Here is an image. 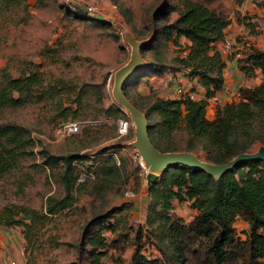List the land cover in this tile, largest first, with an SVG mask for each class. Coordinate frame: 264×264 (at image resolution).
Wrapping results in <instances>:
<instances>
[{
	"label": "trees",
	"instance_id": "obj_1",
	"mask_svg": "<svg viewBox=\"0 0 264 264\" xmlns=\"http://www.w3.org/2000/svg\"><path fill=\"white\" fill-rule=\"evenodd\" d=\"M258 4L264 5V0ZM17 5L25 8L26 0H0V11ZM159 6L154 10V21L173 11L177 14L146 37L141 51L166 46L170 41L178 44L181 36L189 43L183 47L184 55L175 56L176 66L149 62L142 68L144 74L184 70L189 78L197 79L204 96L153 98L144 110L153 145L161 151L202 150L204 160L222 163L241 152H250L254 144H264V49L250 44L237 57V65L246 77H253L256 69L260 71V82L239 86V100L217 104L214 116L208 118L207 99L224 85L225 59L216 43L226 35L230 12L223 0H177L176 6L164 0ZM87 15L85 19L92 20V27L107 35L105 27L109 23ZM232 15L247 25L249 33L260 32L254 30L255 16H241L237 10ZM141 34L140 31L138 35ZM63 87L59 82H46L40 64L31 58L16 66L7 65L0 68V110L50 101L58 111L56 116L63 120H68L69 115L75 118L90 105L85 99L86 90L75 89L66 102L60 95L57 97ZM123 92L127 96L125 89ZM99 111L107 115L122 113L113 104L101 105ZM178 131L184 133L182 143L174 140ZM36 145L28 127L0 120V179L34 153L41 159V163L32 162L34 167H47L51 172L60 168L52 175L61 184L62 194L47 195L44 210L12 204L0 211V225H22L29 234L73 203L77 184L73 162L86 159L77 154L56 155L42 146L34 152ZM103 159L99 174L119 173L122 160L116 164L111 156ZM148 191L147 210L155 213V224L147 220L148 228L131 225L127 220L130 205L126 204L99 212L83 226L78 244L80 256L84 254L90 264H98L108 247L123 250L127 245L132 251L126 264H264V159L246 160L219 177L186 164H173L150 181ZM173 199L190 200L196 213L188 220L174 216L170 212ZM109 218L113 220L106 222ZM237 219L246 223L242 235L236 230ZM104 230H109L108 238ZM144 238L153 239L159 256L150 258L142 253Z\"/></svg>",
	"mask_w": 264,
	"mask_h": 264
},
{
	"label": "rangeland",
	"instance_id": "obj_2",
	"mask_svg": "<svg viewBox=\"0 0 264 264\" xmlns=\"http://www.w3.org/2000/svg\"><path fill=\"white\" fill-rule=\"evenodd\" d=\"M163 1L26 0L25 8L17 5L0 11V68L16 66L18 62L31 58L40 64L46 82L64 84L57 97L60 95L61 99L68 102L75 89L82 87L86 90L85 99L90 104L83 107L82 113L77 117L71 118L69 115L68 120L56 116L58 111L54 110V103L50 101L0 110V120L14 121L30 129V135L37 143L33 148L34 152L42 146L56 155L85 156L86 159L80 160H85L84 166H89L94 174L83 183L76 184L73 192L75 199L70 206L60 214L51 216L40 229L32 230V234L24 232L22 225H0V235L11 242L6 245L10 248V255L12 251L16 253L17 247L24 248L23 254L16 253L20 264H67L71 261L74 264H90L84 254L80 256L78 248L83 226L97 213L114 206L130 205L127 220L133 226L148 228L147 220L152 225L155 224V213L147 210L150 181H146L145 174L131 157L135 126L128 109L115 99L112 88L115 72L132 58L133 47L126 34H131L138 43L144 42L156 28L176 16V11H173L160 20H153L154 10ZM165 1L174 6L177 4V0ZM225 1L228 11L232 13L238 0ZM260 1L248 0L257 5ZM89 5L95 6L97 11L92 14L87 12ZM256 12L247 10L246 14L255 16ZM87 14L109 23L105 27L107 35L98 33L92 27V20L85 19L89 17ZM253 23L254 30L261 31L256 28L257 22ZM140 31L142 34L138 35ZM234 37L235 42L239 41L236 35ZM178 42L174 44L170 41L166 46L154 50L139 51L143 66L125 81L123 89L128 100L136 102V107L142 113L161 89L157 79L151 80L158 73L147 75L142 68L149 62L176 66L174 58L184 55L182 51L185 47L184 40ZM165 72L172 71L166 69ZM104 79L105 85L102 84ZM166 94L168 97H175L169 92ZM232 100H239V96ZM109 104L115 105L122 113L107 115L99 111V106ZM120 118L129 121L128 129L123 135H119L117 131ZM69 120L79 123L78 131L65 136L56 135L55 127ZM183 136V131H178L174 140L182 143ZM260 145L264 144H254L250 152H255ZM193 153L204 160L202 150ZM106 156H111L115 162L117 159L119 163L122 160L119 173L113 171L99 174V167ZM32 162L41 163L38 154L34 153L23 159L17 168L0 179V211L5 205L12 204L26 205L42 211L47 195L62 194L61 184L52 175L53 172H60V168L55 167L51 172L47 167H34ZM135 167L138 169H134ZM161 171L162 169L154 171L155 178ZM170 212L188 220L196 213V208L191 205L190 200L173 199ZM25 219L28 220L27 217ZM112 220L109 218L106 222ZM235 226L242 235L245 222L237 219ZM104 235L108 238L109 230H104ZM143 242L142 253L145 256H159L152 238H144ZM131 251L132 247L127 245L123 250L108 247L98 264H126Z\"/></svg>",
	"mask_w": 264,
	"mask_h": 264
},
{
	"label": "water",
	"instance_id": "obj_3",
	"mask_svg": "<svg viewBox=\"0 0 264 264\" xmlns=\"http://www.w3.org/2000/svg\"><path fill=\"white\" fill-rule=\"evenodd\" d=\"M126 38L133 47L132 58L130 62H127L115 72L112 93L115 99L121 105L126 107L131 114L130 117L135 126V138L131 142V145L138 150L144 162L149 166L150 171L146 174L147 181H151L155 178L156 174L154 171H158L159 169L163 170L168 166L178 163L202 169L215 177H219L222 174L231 171L241 162L249 159H264V145H260L255 152H241L222 163H212L201 160L198 155L187 150L161 151L157 149L151 142L148 134L146 115L132 104L123 92V84L125 81L137 73L143 66V59L139 53L143 42L138 43L129 33L126 34Z\"/></svg>",
	"mask_w": 264,
	"mask_h": 264
},
{
	"label": "crops",
	"instance_id": "obj_4",
	"mask_svg": "<svg viewBox=\"0 0 264 264\" xmlns=\"http://www.w3.org/2000/svg\"><path fill=\"white\" fill-rule=\"evenodd\" d=\"M223 4L228 9V5L225 0H223ZM234 8H235L234 10H237L241 16L246 14L247 10L254 12L258 10L257 4L249 3L248 0H241L240 2H237ZM230 16H231V22L228 24V26L225 29L226 32L225 37H233L234 35L238 36L239 34L240 35L246 34L249 43L253 44L258 48L264 49V32H259L257 34L249 33V28L247 27V25H245L243 22L240 23L237 22L233 18L232 13H230ZM255 20L256 18L253 19V21ZM237 38L240 39L239 37ZM179 40H184L185 44L189 43V41L185 39L183 36H181ZM221 44H222L221 41L217 42L216 47L217 48L220 47ZM241 47H242L241 43L237 41L234 48L229 52V54H225V53L222 54L223 58L225 59V66L223 69L224 85L222 89L216 93L217 99L215 101H210L208 103L206 107V116L207 115L209 116L207 117L212 118L214 116L217 104H223L227 101H231L232 98L234 99L235 96H238L237 90L239 86L241 85L251 86L257 84L261 80V73L259 70L256 69L255 76L250 78V77H246L245 74L239 69L237 65V57L240 54L237 52ZM154 79H157L159 81L161 87L158 96L168 97V95L166 94L167 90L164 87L165 83L171 84L173 87L180 86L185 91L187 90L193 91L197 96L196 98H200L204 96V90L198 84L197 79L189 78L184 70L159 73L157 74V76L151 77V80ZM1 231L2 230L0 228V232ZM8 244H11V242L7 241L5 236L2 237V235H0V264H8L11 259H15L18 261L16 253L18 255L20 247H17L16 253L15 251H12L11 252L12 255H10L9 254L10 248L6 246ZM14 244L15 243H13V245ZM13 249H15V246H13Z\"/></svg>",
	"mask_w": 264,
	"mask_h": 264
},
{
	"label": "built area",
	"instance_id": "obj_5",
	"mask_svg": "<svg viewBox=\"0 0 264 264\" xmlns=\"http://www.w3.org/2000/svg\"><path fill=\"white\" fill-rule=\"evenodd\" d=\"M257 8H258V10L255 13V18H256L255 21L257 22L256 28H259L261 30L260 32H264V5L258 4ZM96 11H97L96 7L93 5H89L87 7V12H89L91 14L95 13ZM237 37L240 38L239 42L242 45V47L238 50L237 53L241 54L243 49L245 48V46H248L251 43H249V41L247 40L246 34H243V35L239 34ZM221 42H222L221 46L217 48V50L221 54H223V53L229 54V52L234 48V46L236 44L235 37L234 38L233 37H224L221 40ZM251 45H253V44H251ZM182 52H183V54H185L186 50H183ZM164 87L166 88L167 92L171 93V95L175 96V97L185 96V95L190 97V98H196L197 97L195 92L185 91L180 86H174L173 87L171 84L165 83ZM216 99H217V97H216V95H214V96L208 98L207 101L209 103L210 101H215ZM128 126H129V121H127L126 119H123V118L118 119V128H117L118 134L123 135L127 131ZM79 127H80V125L77 121L69 120V121H65V122L58 124L55 127V133H56V135L65 136V135H69V134H72V133L78 131ZM133 148L134 149H133V153H132L131 157H132V159H134L136 166H138L146 176V174L150 171L149 166L144 162V160H143L142 156L140 155V153L138 152V150L135 147H133ZM84 162H85V160H75L73 162L74 166L77 169V179H76L77 184H80V183L84 182L87 178L94 176L92 170H90V167L84 166ZM116 163H119L118 159H117ZM146 181H147V179H146ZM19 253L20 254L24 253L23 247L19 248ZM8 264H20V263L15 259H11Z\"/></svg>",
	"mask_w": 264,
	"mask_h": 264
}]
</instances>
